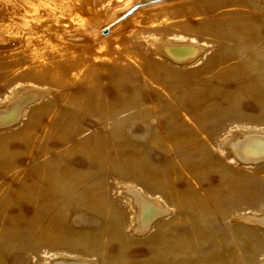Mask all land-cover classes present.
Here are the masks:
<instances>
[{
    "label": "rangeland",
    "instance_id": "rangeland-1",
    "mask_svg": "<svg viewBox=\"0 0 264 264\" xmlns=\"http://www.w3.org/2000/svg\"><path fill=\"white\" fill-rule=\"evenodd\" d=\"M19 95L0 264H262L264 161L231 143L264 132V0H0V110ZM130 188L166 210L145 230Z\"/></svg>",
    "mask_w": 264,
    "mask_h": 264
},
{
    "label": "bare ground",
    "instance_id": "bare-ground-1",
    "mask_svg": "<svg viewBox=\"0 0 264 264\" xmlns=\"http://www.w3.org/2000/svg\"><path fill=\"white\" fill-rule=\"evenodd\" d=\"M158 48H159L158 50L160 51V53L162 52L168 55V58L170 56L171 59H174L175 61L182 62V63L186 61H190L191 59L195 58L197 54L202 50L198 46H195V45L181 44V43H175V42L160 43L158 44ZM178 49L183 50L184 52L183 55H179L175 53V51ZM25 97L26 96L19 95L17 99H15L5 109L0 110V124L1 125H8V124L11 125V123L13 122L14 123L18 122L17 119L19 118L20 113H23L22 106L24 104V101H26ZM21 109H22V112H21ZM231 150H233L234 152L233 154L238 156L241 159V161L245 163L246 162L258 163L261 161L263 162L264 161V132H260V131L253 132L252 131V132L245 133L243 137L241 136L240 138L236 139L235 141L231 143ZM130 191L135 196L134 199H136L140 207V215H139L140 224L138 226V229L145 230L147 229V227L149 228L148 225L151 223L152 219L154 220L155 216H157L158 214L166 210L164 207L159 205V202L149 203V201L146 200L141 195V192L139 190L138 191L140 193L134 188L131 189ZM245 219L250 222L259 223V224L264 225V214L259 215V216L258 215L252 216V217L250 216ZM55 264H86V263H81L73 259H58L55 261ZM262 264H264V261L262 262Z\"/></svg>",
    "mask_w": 264,
    "mask_h": 264
},
{
    "label": "water",
    "instance_id": "water-1",
    "mask_svg": "<svg viewBox=\"0 0 264 264\" xmlns=\"http://www.w3.org/2000/svg\"><path fill=\"white\" fill-rule=\"evenodd\" d=\"M176 54H179V55H183V50L182 49H178L175 51Z\"/></svg>",
    "mask_w": 264,
    "mask_h": 264
}]
</instances>
